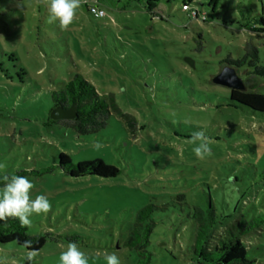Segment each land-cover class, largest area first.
Returning <instances> with one entry per match:
<instances>
[{
    "label": "rangeland",
    "instance_id": "obj_1",
    "mask_svg": "<svg viewBox=\"0 0 264 264\" xmlns=\"http://www.w3.org/2000/svg\"><path fill=\"white\" fill-rule=\"evenodd\" d=\"M193 1L207 21L189 20L181 0L159 1L155 11L164 20L151 17L141 0H99L106 16L95 18L81 4L61 31L48 22L42 0H22V8L20 0H0V175L26 176L32 198L45 195L52 205L47 215L30 217L28 232L58 235L31 264H59L70 242L89 264H107L111 254L137 264L128 241L138 238L134 217L148 203L155 206L148 264H197L190 214L208 197L217 215H228L224 224L230 216L264 217V115L227 105V90L211 82L220 60L240 56L252 38L242 27L264 16V0ZM252 41L264 65V35ZM73 72L99 94L113 93L137 128L116 114L89 135L45 125L49 91ZM196 131L210 140L212 155L203 160L193 151L199 142L189 143ZM59 151L73 163L101 158L119 174L71 177L55 166ZM242 240L246 259L264 264V225ZM27 252L2 244L0 264H29Z\"/></svg>",
    "mask_w": 264,
    "mask_h": 264
},
{
    "label": "trees",
    "instance_id": "obj_2",
    "mask_svg": "<svg viewBox=\"0 0 264 264\" xmlns=\"http://www.w3.org/2000/svg\"><path fill=\"white\" fill-rule=\"evenodd\" d=\"M160 0H141L142 9L151 15V17L163 19L159 16L155 9ZM211 0L208 4L213 6ZM187 0H181V10L187 12L189 20H201L198 6L194 1L188 2L189 10L182 8L183 3ZM81 4L85 6L87 12L90 6H96L103 10L99 0H82ZM192 5H194L192 7ZM215 5V4H214ZM214 8H212V12ZM104 14L99 17L106 16ZM194 12V13H193ZM198 13V14H197ZM203 14H207L204 12ZM207 21V19H205ZM242 30L251 32L252 38H259L264 35V16L260 15L250 20ZM201 35L198 34L196 42V51H200L203 47L200 43ZM248 38L242 46V53L237 58L230 55L226 56L219 62V70L230 67L241 78L243 88L233 89L226 85L211 82L224 87L227 90L225 100L227 105L233 108H240L253 114L264 115V92L260 88L264 87V65L260 63L258 56V47ZM184 62L185 66H194L191 59L187 58ZM23 72V70H22ZM50 106L47 108L44 124H57L63 128L70 129L79 135H89L96 133L108 124V120L112 114L124 117V122L133 131L137 127L136 120L128 117L119 108L113 93L99 94L92 83L86 80L79 72H73L67 80H61L59 86L49 91ZM75 105L76 116L70 119H53L51 112L56 108L67 109L71 105ZM57 164L55 165L65 174L71 177H82L95 175L99 177H113L119 174V169L102 160L94 158L90 160H82L76 163L71 161L70 156L62 151L57 154ZM54 167H52L53 169ZM45 170H51L45 168ZM3 176V175H0ZM0 185H3L0 182ZM183 197V196H179ZM155 206L151 203L140 208L134 217V226L131 228L132 235H138V238L132 236L128 245L134 248L138 253L137 264H148L150 254L146 250L147 233L152 231L153 220L151 214ZM191 221L194 226L192 253L195 256L197 264H251V261L245 257L246 248L243 237L258 232L260 227L264 225V217H253L250 220L243 221L239 217L230 216L231 220L228 224L222 223L221 219L228 215H217L211 197H208L204 207L195 206L191 212ZM135 237V238H134ZM142 238V241L139 238ZM32 240L33 248L36 250L46 243L48 239L57 241L58 235L52 232L31 234L27 228H22L18 220L9 219L6 223L0 222V245L13 243L21 247L25 240ZM75 239V237H74ZM69 240V239H68ZM23 248V247H21ZM28 251V249L23 248Z\"/></svg>",
    "mask_w": 264,
    "mask_h": 264
},
{
    "label": "clouds",
    "instance_id": "obj_3",
    "mask_svg": "<svg viewBox=\"0 0 264 264\" xmlns=\"http://www.w3.org/2000/svg\"><path fill=\"white\" fill-rule=\"evenodd\" d=\"M82 0H42L48 12V22H58L61 31H66L73 23L77 16ZM23 2L17 4L22 8ZM193 151L198 159H205L206 156L212 155V149L209 147L210 140L203 131L193 132L189 143L197 144ZM97 149L102 145L97 142L94 145ZM5 165L0 164V168ZM0 222H7L9 219L19 221L22 228L31 227L30 219L33 215H47L52 210V205L47 196L37 195L32 198L34 184L26 176L21 175H3L0 176ZM21 247L28 249L25 259L31 262L38 255V250L33 248L32 240L28 239L23 242ZM107 264H121L118 256L115 254L106 255ZM59 264H89L88 258L84 252L80 251L77 243L70 242L66 250L62 251L59 256Z\"/></svg>",
    "mask_w": 264,
    "mask_h": 264
},
{
    "label": "water",
    "instance_id": "obj_4",
    "mask_svg": "<svg viewBox=\"0 0 264 264\" xmlns=\"http://www.w3.org/2000/svg\"><path fill=\"white\" fill-rule=\"evenodd\" d=\"M214 82L226 85L233 89H242L241 78L230 67H224L222 70L214 76ZM76 116L75 105H71L67 109L56 108L51 112L53 119H70Z\"/></svg>",
    "mask_w": 264,
    "mask_h": 264
},
{
    "label": "built area",
    "instance_id": "obj_5",
    "mask_svg": "<svg viewBox=\"0 0 264 264\" xmlns=\"http://www.w3.org/2000/svg\"><path fill=\"white\" fill-rule=\"evenodd\" d=\"M182 8L184 9V10H189V4H187V3H184L183 5H182ZM89 11L92 13V15L93 16H95V17H99V16H102L103 14H104V12H103V10H101V9H99L98 7H96V6H90L89 7ZM194 13V12H193ZM201 18V20H205V16L203 15V16H200Z\"/></svg>",
    "mask_w": 264,
    "mask_h": 264
}]
</instances>
